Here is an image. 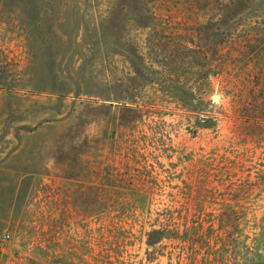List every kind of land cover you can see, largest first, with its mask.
<instances>
[{"label": "rangeland", "instance_id": "1", "mask_svg": "<svg viewBox=\"0 0 264 264\" xmlns=\"http://www.w3.org/2000/svg\"><path fill=\"white\" fill-rule=\"evenodd\" d=\"M0 264H264V0H0Z\"/></svg>", "mask_w": 264, "mask_h": 264}, {"label": "trees", "instance_id": "2", "mask_svg": "<svg viewBox=\"0 0 264 264\" xmlns=\"http://www.w3.org/2000/svg\"><path fill=\"white\" fill-rule=\"evenodd\" d=\"M152 232H155V230H152ZM152 233L150 232L149 233V235H151ZM148 244H150L151 243V241L148 239V242H147Z\"/></svg>", "mask_w": 264, "mask_h": 264}]
</instances>
